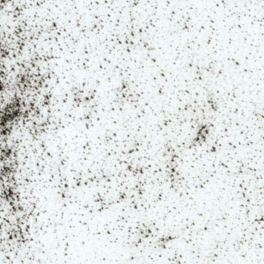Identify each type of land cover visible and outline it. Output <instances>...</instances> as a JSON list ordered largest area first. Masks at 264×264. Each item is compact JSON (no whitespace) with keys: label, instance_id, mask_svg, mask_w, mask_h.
Returning a JSON list of instances; mask_svg holds the SVG:
<instances>
[{"label":"snow or ice","instance_id":"1","mask_svg":"<svg viewBox=\"0 0 264 264\" xmlns=\"http://www.w3.org/2000/svg\"><path fill=\"white\" fill-rule=\"evenodd\" d=\"M0 264H264V0H0Z\"/></svg>","mask_w":264,"mask_h":264}]
</instances>
